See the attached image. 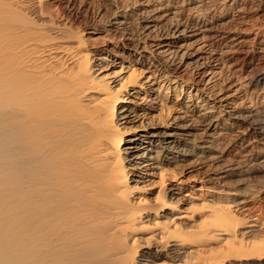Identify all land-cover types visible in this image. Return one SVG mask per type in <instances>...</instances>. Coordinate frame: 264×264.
<instances>
[{
  "label": "bare ground",
  "instance_id": "1",
  "mask_svg": "<svg viewBox=\"0 0 264 264\" xmlns=\"http://www.w3.org/2000/svg\"><path fill=\"white\" fill-rule=\"evenodd\" d=\"M178 3L0 0V264H264L259 30Z\"/></svg>",
  "mask_w": 264,
  "mask_h": 264
},
{
  "label": "rangeland",
  "instance_id": "2",
  "mask_svg": "<svg viewBox=\"0 0 264 264\" xmlns=\"http://www.w3.org/2000/svg\"><path fill=\"white\" fill-rule=\"evenodd\" d=\"M135 1H137L138 4L142 3V5L138 7L141 9V11L148 9L151 10L153 7H155V5L160 6L161 4H163L164 8L168 3L169 5H167L164 10L168 9L171 12L173 11V9L180 10L179 13L177 12L179 18L182 19L183 22H191L190 15L187 11V8H189V6H180V3H178L179 0ZM190 1L194 3L195 0ZM197 1H201L202 9L206 10L204 15L206 14L205 16L207 17V21L209 22V27L212 28V31H215L216 34L219 35V37L213 42L216 43V46L219 45V51L220 49H222L223 52L225 51L226 55L224 56H232L233 53L237 51L236 57H242V55L246 53V51L250 50V41H252V39L254 38V33H257V30H259V34L258 36H256V42L259 43V45L254 46V50L252 51V53L255 56L256 60L259 59L257 61L255 60V63H259V70L261 71V68H264V35L262 33V31L264 30V0H234V2L233 0ZM195 21L196 19L194 20V22ZM102 25L103 24L101 22L99 26V29H102L101 31L107 29V27L105 26V22L104 26ZM107 37L108 38H106V40L102 44H100V46L104 49L111 50L114 49V47H116L117 45H121L122 43V41L119 40L120 38L118 37V35H115L114 33L108 34ZM237 65L236 62H233L232 65L230 64V68L228 69L231 70L232 67H235L233 68V70H236L235 76L230 77L229 79L224 77L220 79L217 78L216 81H219V86L223 87L231 81L232 84L237 85L238 82L235 83V79L237 78L236 76L238 74H242V71L238 70L239 67ZM246 78L242 79L243 81H240H242V83L248 82L250 77L247 79ZM240 81L239 83H241ZM235 85H232L230 89L234 88L233 86Z\"/></svg>",
  "mask_w": 264,
  "mask_h": 264
}]
</instances>
